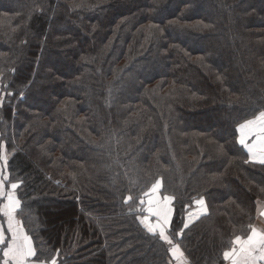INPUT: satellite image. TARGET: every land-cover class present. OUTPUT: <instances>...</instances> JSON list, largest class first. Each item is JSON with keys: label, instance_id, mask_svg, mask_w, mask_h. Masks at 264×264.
Instances as JSON below:
<instances>
[{"label": "trees", "instance_id": "16d2710c", "mask_svg": "<svg viewBox=\"0 0 264 264\" xmlns=\"http://www.w3.org/2000/svg\"><path fill=\"white\" fill-rule=\"evenodd\" d=\"M262 112L264 0H0V171L45 264H226L264 204L239 143Z\"/></svg>", "mask_w": 264, "mask_h": 264}, {"label": "snow or ice", "instance_id": "6c2138e0", "mask_svg": "<svg viewBox=\"0 0 264 264\" xmlns=\"http://www.w3.org/2000/svg\"><path fill=\"white\" fill-rule=\"evenodd\" d=\"M207 27V26H206ZM261 120L264 121V112L260 114ZM249 124L252 121L248 122ZM247 127L246 124L240 126L241 131ZM261 131H264V127L261 128ZM239 143L241 145L245 144V139L240 138ZM260 164H264V158L259 160ZM6 181L4 180L2 174H0V197H6L7 203L4 205L5 215L8 217V228L12 230L11 237L6 241L4 235L3 226L0 225V245H3L6 249L3 252V257L7 259L4 260V264H9V262H14V264H32L29 260L31 257H36L37 264H45L43 260L37 256L36 250L34 249L31 238L26 234H21L17 228H13L12 218L13 212L20 207V201L16 199L11 194H6L4 191ZM18 187L17 183H12L11 188L16 189ZM160 188V185L157 184L152 188V193L155 194L156 191ZM171 200V198H166ZM197 203H202L198 201ZM152 202L149 201L148 212L156 218L155 222H148L147 217L143 221L145 227L150 233H157L163 237L169 245L172 244V240L165 235V230L169 227L170 218H175L179 221V217H173L174 209L165 205L163 210L153 208L151 206ZM183 227L187 228L188 225L185 223ZM234 244L241 245V249L247 252V257L252 261V264H255L256 259L264 260V234H258L254 229L251 235L248 237L247 241H241L239 237L236 238ZM246 246V247H245ZM259 251V256L253 255L256 251ZM232 255V251H225L224 256L228 258ZM52 264H56L55 260L52 261Z\"/></svg>", "mask_w": 264, "mask_h": 264}, {"label": "crops", "instance_id": "0c3cea01", "mask_svg": "<svg viewBox=\"0 0 264 264\" xmlns=\"http://www.w3.org/2000/svg\"><path fill=\"white\" fill-rule=\"evenodd\" d=\"M249 121H252V123L249 124L248 123ZM260 121H261V117H257L244 122L243 124H246L247 127H245L241 132H239V139L241 137L245 139L244 146L246 147L249 153L250 159L256 162H259L260 159L264 158V131L260 130L261 127H264V125H261ZM256 142H258V145L255 144ZM6 203H7V199H6ZM199 204L202 205V203ZM0 208L2 209L1 213L3 216V219L0 220V225L3 226L4 235L7 241V239L11 237L12 230L8 228V217L5 215L4 205H1ZM15 211L13 212V218H12L13 228H17L21 234H26L23 228L20 226L18 219L15 217ZM253 229L258 234H264V204L259 205L258 218ZM252 231L246 238H240L241 241L242 242L247 241ZM5 250L6 249L3 246V248L1 249L3 264H4V260L7 259L6 257H3V252ZM229 251H232V255L226 258V264H252V261L247 257V252L241 249V245L235 244V246H233V248ZM172 253L174 256V260L177 264H188V260L179 245L173 244ZM253 255L258 257L259 251L257 250L255 253H253ZM29 260L32 262V264H37V262L34 261L33 257L29 258ZM9 264H14V262L10 261ZM255 264H264V260H260L257 258Z\"/></svg>", "mask_w": 264, "mask_h": 264}, {"label": "rangeland", "instance_id": "374dc122", "mask_svg": "<svg viewBox=\"0 0 264 264\" xmlns=\"http://www.w3.org/2000/svg\"><path fill=\"white\" fill-rule=\"evenodd\" d=\"M257 117H260V115H258ZM256 117V118H257ZM254 119V118H253ZM261 125H264V121H260ZM262 128V127H261ZM240 129V127H239ZM261 130V129H260ZM239 132H241V129L239 130ZM256 145H258V142L255 143ZM0 174H1V171H0ZM157 185V184H156ZM160 185V184H159ZM160 189V188H159ZM159 189L156 191L155 194H153L151 192V194L149 195L148 197V204L146 203V206L145 207H142L143 208V216H142V220H144L146 217H147V220L148 222H155L156 218L154 216H152L149 212H148V208H149V201L151 200L152 204L151 206L153 208H157V209H161L163 210L165 208V205H167L168 207H171V204H170V200L166 199L168 197H163L162 194L160 193ZM203 205H197L195 209L192 210V212H195V213H192L190 214V219H193L194 216H196L197 214H201V212L203 211L201 209ZM165 233H166V230H165ZM166 235V234H165Z\"/></svg>", "mask_w": 264, "mask_h": 264}, {"label": "water", "instance_id": "95a60500", "mask_svg": "<svg viewBox=\"0 0 264 264\" xmlns=\"http://www.w3.org/2000/svg\"><path fill=\"white\" fill-rule=\"evenodd\" d=\"M128 212H130V213H136L137 212V209H132V210H129Z\"/></svg>", "mask_w": 264, "mask_h": 264}]
</instances>
